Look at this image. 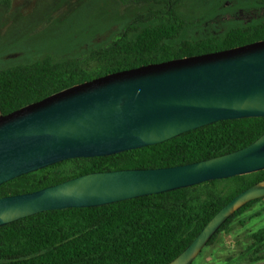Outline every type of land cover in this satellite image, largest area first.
<instances>
[{"label":"trees","instance_id":"1","mask_svg":"<svg viewBox=\"0 0 264 264\" xmlns=\"http://www.w3.org/2000/svg\"><path fill=\"white\" fill-rule=\"evenodd\" d=\"M149 7L105 45L80 59L50 57L0 71V116L93 79L141 66L227 50L264 40V19L233 22L213 35L202 18L182 12L188 0H120ZM236 13H239L238 10ZM240 19V20H239ZM200 27V31L196 29ZM264 134V118L219 121L154 146L110 157L64 161L0 186V198L33 193L94 172L187 165L249 146ZM71 162L69 171H56ZM264 182V171L205 182L101 207L30 216L0 228V264H169L234 197ZM238 209L213 236L230 232L257 202ZM249 258L264 259V228L252 234Z\"/></svg>","mask_w":264,"mask_h":264},{"label":"water","instance_id":"2","mask_svg":"<svg viewBox=\"0 0 264 264\" xmlns=\"http://www.w3.org/2000/svg\"><path fill=\"white\" fill-rule=\"evenodd\" d=\"M264 118V40L111 73L0 116V186L55 164L110 157L228 120ZM264 171V134L209 160L94 172L0 198V228L48 211L110 205ZM264 182L234 197L169 264H193Z\"/></svg>","mask_w":264,"mask_h":264},{"label":"rangeland","instance_id":"3","mask_svg":"<svg viewBox=\"0 0 264 264\" xmlns=\"http://www.w3.org/2000/svg\"><path fill=\"white\" fill-rule=\"evenodd\" d=\"M235 4L233 13L242 21L264 19V0H188L182 12L189 18H202L201 31L213 35L231 25L233 15L225 12ZM148 7L120 0H0V71L47 57L56 61L83 58L114 39ZM71 167L68 162L56 171ZM263 228L261 198L235 221L230 232L205 247L193 264H264V259L253 262L249 258L251 236Z\"/></svg>","mask_w":264,"mask_h":264}]
</instances>
